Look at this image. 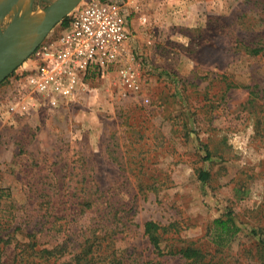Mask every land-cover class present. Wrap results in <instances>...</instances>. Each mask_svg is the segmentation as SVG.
Returning <instances> with one entry per match:
<instances>
[{"label":"rangeland","instance_id":"1","mask_svg":"<svg viewBox=\"0 0 264 264\" xmlns=\"http://www.w3.org/2000/svg\"><path fill=\"white\" fill-rule=\"evenodd\" d=\"M54 1L35 0L32 11ZM137 5L129 48L143 97L121 98L110 74L90 78L70 104L12 119L0 111V264L18 261L40 226L38 245L67 251L48 264H70L83 228L104 213L125 264H187L176 255L185 247L212 264H255L264 246V0ZM18 68L0 84V106ZM227 217L240 231L218 249L212 223ZM148 221L169 227L162 255L143 234Z\"/></svg>","mask_w":264,"mask_h":264},{"label":"built area","instance_id":"2","mask_svg":"<svg viewBox=\"0 0 264 264\" xmlns=\"http://www.w3.org/2000/svg\"><path fill=\"white\" fill-rule=\"evenodd\" d=\"M137 2L81 1L65 17L61 35L45 39L18 68L21 71H16L10 93L0 106L2 116L12 119L28 116L40 107L70 104L90 78L110 74L116 77L121 98L143 97L140 64L129 48L130 16L137 12Z\"/></svg>","mask_w":264,"mask_h":264},{"label":"trees","instance_id":"3","mask_svg":"<svg viewBox=\"0 0 264 264\" xmlns=\"http://www.w3.org/2000/svg\"><path fill=\"white\" fill-rule=\"evenodd\" d=\"M66 20L64 19L61 22L63 26ZM255 53H258V51H255ZM199 177L200 181H206L207 173L202 172ZM108 218L109 216L104 213L100 215L102 224L83 228L81 231L83 242L78 247V252L73 255L70 264H125L122 257L117 256L114 248L117 240V226H112V223L107 225ZM212 224L213 234L211 242L218 249L225 248L240 231L229 217L225 220L217 218ZM42 227H34L32 229L31 234L28 235L29 242L21 250L18 261L15 259L13 264H48V261L52 258L59 259L67 255L66 249L59 245L53 248L42 247L41 244L38 245V240L43 232ZM168 230L169 227L160 226L152 221L145 222L143 225L144 236L159 255H162L161 238ZM256 250L257 260L255 264H264V246L259 245ZM167 255L174 256L175 254L169 253ZM176 255L187 264H212L211 255L198 248L185 247L179 250Z\"/></svg>","mask_w":264,"mask_h":264},{"label":"water","instance_id":"4","mask_svg":"<svg viewBox=\"0 0 264 264\" xmlns=\"http://www.w3.org/2000/svg\"><path fill=\"white\" fill-rule=\"evenodd\" d=\"M82 0H56L42 10L44 19L25 23L27 14H31L35 0H7L0 7V84L20 67L46 39L53 28L75 9ZM26 15L20 14L21 7ZM7 17H11L6 29L2 28Z\"/></svg>","mask_w":264,"mask_h":264},{"label":"bare ground","instance_id":"5","mask_svg":"<svg viewBox=\"0 0 264 264\" xmlns=\"http://www.w3.org/2000/svg\"><path fill=\"white\" fill-rule=\"evenodd\" d=\"M5 1L7 0H0V7L4 4ZM20 14L26 15V8L24 6L20 8ZM44 17V13H42L41 11H33L31 14L26 15L25 23L33 24L43 20Z\"/></svg>","mask_w":264,"mask_h":264},{"label":"crops","instance_id":"6","mask_svg":"<svg viewBox=\"0 0 264 264\" xmlns=\"http://www.w3.org/2000/svg\"><path fill=\"white\" fill-rule=\"evenodd\" d=\"M186 8L184 7L183 10H185Z\"/></svg>","mask_w":264,"mask_h":264}]
</instances>
